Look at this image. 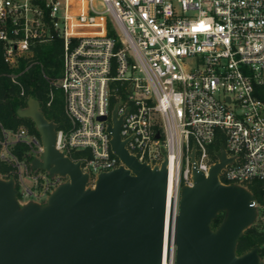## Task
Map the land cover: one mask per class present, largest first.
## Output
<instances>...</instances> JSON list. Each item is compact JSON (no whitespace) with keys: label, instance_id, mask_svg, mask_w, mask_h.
Returning <instances> with one entry per match:
<instances>
[{"label":"built area","instance_id":"obj_1","mask_svg":"<svg viewBox=\"0 0 264 264\" xmlns=\"http://www.w3.org/2000/svg\"><path fill=\"white\" fill-rule=\"evenodd\" d=\"M55 36L63 40L62 74L50 82L63 91L68 121L55 145L80 162L87 185L123 164L107 130L115 107L131 155L151 166L167 156L166 207L174 216L193 164L207 174L218 161L210 146L220 135L233 160L219 180L258 195L253 225L264 245V0H0L13 82L35 63L42 68L34 47ZM0 129L8 168L0 176L14 179L19 200L44 202L67 177H51L13 151L23 143L39 157L43 149L25 124ZM162 264H175L172 243L167 249L164 241Z\"/></svg>","mask_w":264,"mask_h":264},{"label":"water","instance_id":"obj_2","mask_svg":"<svg viewBox=\"0 0 264 264\" xmlns=\"http://www.w3.org/2000/svg\"><path fill=\"white\" fill-rule=\"evenodd\" d=\"M17 114L33 121L42 143L31 166L67 180L44 202L21 201L14 179L0 176V264H162L165 236L167 249L175 246V264H264L259 247L237 254L257 207L248 188L219 180L233 160L224 148L207 174L193 164L192 185L182 186L174 222L171 205L166 225L167 156L151 166L131 155L121 139L116 107L107 130L123 164L99 173L94 186L87 185L89 175L80 162L56 148L57 124L45 117L36 98L28 97Z\"/></svg>","mask_w":264,"mask_h":264},{"label":"trees","instance_id":"obj_3","mask_svg":"<svg viewBox=\"0 0 264 264\" xmlns=\"http://www.w3.org/2000/svg\"><path fill=\"white\" fill-rule=\"evenodd\" d=\"M63 40L55 36L51 41L43 44H37L34 47L33 60L42 64L35 63L17 77V82H13L9 77L12 71L4 62L2 56V45L0 43V122L6 129H14L19 124H25L31 133L39 136V133L29 118L19 117L17 110L26 107L28 97L36 98L41 106V110L48 120L57 124L58 128L65 127L68 124L64 113V97L60 87L51 84L50 81L58 79L62 74L63 64ZM27 60L22 59L20 70L24 69ZM260 96L264 98V88L260 89ZM224 145L223 137L217 136L214 143L210 146L213 159H216L221 147ZM13 151L19 158L30 161L34 155L30 152L28 146L18 143ZM0 161V171L8 169ZM254 198L257 194L252 192ZM224 213L221 212L212 222L215 229L219 226ZM254 247H259V256L264 261V245L262 244V235L258 229L251 225L244 230L242 237L237 244V254H243Z\"/></svg>","mask_w":264,"mask_h":264},{"label":"rangeland","instance_id":"obj_4","mask_svg":"<svg viewBox=\"0 0 264 264\" xmlns=\"http://www.w3.org/2000/svg\"><path fill=\"white\" fill-rule=\"evenodd\" d=\"M1 123V122H0ZM2 137L1 129H0V138ZM259 185L258 182L251 185V190H254L258 193ZM258 196V195H257Z\"/></svg>","mask_w":264,"mask_h":264},{"label":"bare ground","instance_id":"obj_5","mask_svg":"<svg viewBox=\"0 0 264 264\" xmlns=\"http://www.w3.org/2000/svg\"><path fill=\"white\" fill-rule=\"evenodd\" d=\"M171 166H170V171H169V174L171 173ZM170 210V209H169ZM169 210H168V212H167V222H166V225H168V219H169ZM174 215L172 216V221L174 222ZM166 230H167V228H166ZM166 235H167V233H166ZM165 242H166V245H167V237L165 236Z\"/></svg>","mask_w":264,"mask_h":264},{"label":"crops","instance_id":"obj_6","mask_svg":"<svg viewBox=\"0 0 264 264\" xmlns=\"http://www.w3.org/2000/svg\"><path fill=\"white\" fill-rule=\"evenodd\" d=\"M1 163H2V162H1ZM2 164H3V166H5L4 163H2ZM5 167H6V166H5ZM6 171H7V169H5V170H1V171H0V175L3 174V173H5Z\"/></svg>","mask_w":264,"mask_h":264}]
</instances>
